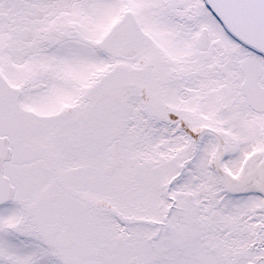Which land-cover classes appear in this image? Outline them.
<instances>
[{"label": "snow or ice", "instance_id": "obj_1", "mask_svg": "<svg viewBox=\"0 0 264 264\" xmlns=\"http://www.w3.org/2000/svg\"><path fill=\"white\" fill-rule=\"evenodd\" d=\"M0 264H264V0H0Z\"/></svg>", "mask_w": 264, "mask_h": 264}]
</instances>
